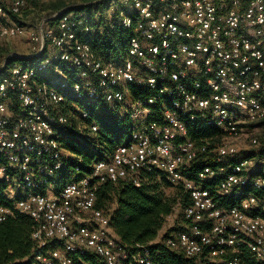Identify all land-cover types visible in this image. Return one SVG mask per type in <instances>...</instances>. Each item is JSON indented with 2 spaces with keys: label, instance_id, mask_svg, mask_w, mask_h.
Here are the masks:
<instances>
[{
  "label": "built area",
  "instance_id": "1",
  "mask_svg": "<svg viewBox=\"0 0 264 264\" xmlns=\"http://www.w3.org/2000/svg\"><path fill=\"white\" fill-rule=\"evenodd\" d=\"M118 1L108 19L115 13L132 32L122 54L102 59L80 38L91 29L86 14L56 11L30 33L28 54L2 59L0 222L17 214L33 221L36 250L25 264H88L87 254L104 264H161L147 247L122 244L110 225L114 203L97 206L103 182L140 186L158 173L186 201L179 202L181 222L165 239L168 248L199 264H264V166L254 158L228 162L239 152L234 140L264 145V126L257 125H264V0ZM26 7L27 0H0V46L23 35L12 16ZM58 84L88 103L126 108L128 96L135 109L127 111L129 141L57 191L52 179L67 156L57 130L70 123L67 103L77 108ZM194 122L218 128L222 140L213 149L196 143L188 129ZM76 128L83 137L99 130L93 121ZM203 156L214 165L188 178L187 168ZM18 187L23 193L15 199ZM228 194L244 195L220 207L218 196Z\"/></svg>",
  "mask_w": 264,
  "mask_h": 264
},
{
  "label": "trees",
  "instance_id": "2",
  "mask_svg": "<svg viewBox=\"0 0 264 264\" xmlns=\"http://www.w3.org/2000/svg\"><path fill=\"white\" fill-rule=\"evenodd\" d=\"M112 0L87 1L79 5H69L63 0H53L45 3L43 9L50 11H65L79 13L83 12L88 17L90 31L81 34V40L89 43L91 47L104 60H110L122 54L126 47L127 40L131 36V30L126 29L115 20V13L108 19L106 12ZM38 0H28L27 7L22 13H29L28 8L40 9ZM14 21L18 16H12ZM6 55V54H5ZM5 58V57H4ZM41 55L35 57L36 61ZM27 63V59H20ZM48 80V76L42 77ZM66 84L71 83L68 76L64 79ZM59 90L69 101L76 102L77 108L67 103L66 112H72L69 124L61 125L58 132L60 146L70 155L63 156V166L53 177L55 189L65 182L75 180L90 170V164L94 161H107L111 158L114 150L120 144L129 141L132 123L128 113L120 115L115 112L112 105L103 101L88 103L77 100L75 94L68 88L60 87ZM133 96L136 95L135 87L131 89ZM144 95H148L145 91ZM117 106H114L116 108ZM82 111H88L89 118L82 117ZM95 122L99 130L96 136L83 137L77 130V125L81 123ZM189 135L196 143L205 142L208 149H213L221 140V131L211 125L201 122H194L188 125ZM214 137V139H205ZM258 150L247 151L246 155L238 153L228 158V162H236L242 158L258 159L264 158V145ZM208 155V154H207ZM203 156L200 160L193 162L185 172L188 178H194L195 174L205 165H214L210 157ZM78 167L79 171L75 168ZM215 180H209L205 187L210 188ZM162 174L150 173L148 179L140 186H134L127 180H119L115 183L103 182L98 190L97 206L107 208L114 203L111 214L110 225L118 236L119 240L131 251L138 249V246L148 248L151 256L161 264H199L193 258H186L181 253H177L165 245L168 235L177 229L169 228L161 235V240L155 242L159 231L162 229L165 218L172 212L176 203L177 195L171 197L165 194V190L171 187ZM6 188V183H0V191ZM250 190L244 189L243 193ZM252 191V190H251ZM255 192V191H253ZM23 192L15 189V199L19 198ZM181 195V191H177ZM244 194L221 195L218 196V205L228 208L235 205ZM180 199L181 207L186 201ZM33 221L26 215L17 214L0 222V264H25L22 259L34 252L35 244L31 239ZM84 260L88 264H104L95 255L87 254Z\"/></svg>",
  "mask_w": 264,
  "mask_h": 264
},
{
  "label": "rangeland",
  "instance_id": "3",
  "mask_svg": "<svg viewBox=\"0 0 264 264\" xmlns=\"http://www.w3.org/2000/svg\"><path fill=\"white\" fill-rule=\"evenodd\" d=\"M38 1L41 4L40 9L38 8L29 9L28 8L29 13L27 14L22 13L21 16L18 17V20L16 21L17 24L22 25L24 27L23 35L15 39L9 40L5 42L2 46H0V63L2 62V59L4 57H6L9 53H12V52L18 53L20 55L28 54L31 50L30 49L31 46L29 43L30 33L35 29V26L40 21V19L54 13L53 11H50L49 9H43L45 3H48L53 0H38ZM63 1H65V3L69 5H79L83 2H87L91 0H63ZM114 1L115 0L111 1L110 7L108 8L106 12L107 17L109 16V13H112L114 8H116V4L114 3ZM118 2L119 4H122V0H119ZM27 3H28V0H27ZM123 104L126 106V108H120V107L114 108V106H111V107H113L115 112L120 115H123L127 113V111H132L135 109L134 103L131 101L130 97L128 96L124 98ZM257 125L259 126L260 129L263 128L264 126L262 122H258ZM87 135H90V134L87 133ZM234 142L237 146V149L239 150L238 153H241L242 155H246V153H248L247 151L258 150L261 148L260 146L254 147L250 143V140L246 138L237 139V140H234ZM63 152L67 156L70 155L67 151H63ZM253 158L256 163L258 162L259 164H262V166H264V158L263 159H258L257 157H253ZM17 190L20 191V187H18ZM178 190L179 188L173 185L171 187L166 188L165 190L166 195L171 196V197L172 196L175 197L174 195H177V199H176L175 205L173 206L172 212L169 214V217H167L168 220H166L165 218V222L163 224L162 229L159 231L158 237H160L162 233L167 231L169 228L177 227L179 223L181 222L180 209H179L180 195H178L177 193Z\"/></svg>",
  "mask_w": 264,
  "mask_h": 264
},
{
  "label": "crops",
  "instance_id": "4",
  "mask_svg": "<svg viewBox=\"0 0 264 264\" xmlns=\"http://www.w3.org/2000/svg\"><path fill=\"white\" fill-rule=\"evenodd\" d=\"M163 233H164V232H163ZM163 233H162V234H163ZM160 237H161V236H160ZM158 238H159V237H157V239H158Z\"/></svg>",
  "mask_w": 264,
  "mask_h": 264
},
{
  "label": "water",
  "instance_id": "5",
  "mask_svg": "<svg viewBox=\"0 0 264 264\" xmlns=\"http://www.w3.org/2000/svg\"><path fill=\"white\" fill-rule=\"evenodd\" d=\"M19 59H22L21 57H19Z\"/></svg>",
  "mask_w": 264,
  "mask_h": 264
}]
</instances>
